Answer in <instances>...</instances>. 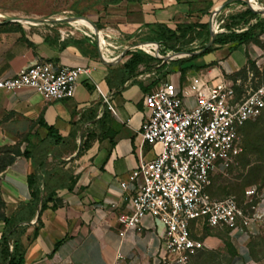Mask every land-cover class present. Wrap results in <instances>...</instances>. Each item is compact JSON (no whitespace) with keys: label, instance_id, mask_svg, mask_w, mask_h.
Instances as JSON below:
<instances>
[{"label":"crops","instance_id":"1","mask_svg":"<svg viewBox=\"0 0 264 264\" xmlns=\"http://www.w3.org/2000/svg\"><path fill=\"white\" fill-rule=\"evenodd\" d=\"M231 1L113 3L87 20L96 28L101 25L107 44L117 47L116 51L110 50L116 59L109 64L99 59L96 44L79 33L61 39L52 24H34L28 19L11 21L12 13L0 9V79L42 62L91 68L89 78L79 80L74 96L68 100L45 102L29 89L15 94L0 91V148L20 145L21 152H29L33 145L46 144L47 150L65 151L62 159L73 176L70 187L53 196L44 211H40L39 202L29 222L20 224L27 226L20 238L24 264H154L165 228L150 216L142 219L138 230H124L117 222V217L126 212L131 195L122 190L120 183L140 161L148 162L155 156L151 147H142L139 136L144 120L143 97L155 91L160 82L182 87L192 78L210 81L242 71L248 61H263L264 34L232 51L229 48L233 45L215 47L207 64H197L198 58L184 65L195 67L186 72L184 81L173 65L165 68L169 72L166 75L164 70L162 74L155 70L143 73L140 67L142 74L127 78L123 69L128 58L121 55L130 44L152 38L158 25L175 30L182 25L208 24L211 15L226 22L228 17L248 9L240 0ZM255 1L264 5V0ZM248 3L254 10L262 8L253 0ZM258 16L264 19L263 14ZM255 23L252 20L249 24ZM163 64L167 63L162 61L154 69ZM45 126L53 129L60 143L55 145ZM82 144L87 147L80 151ZM68 147L71 149L67 151ZM35 168L32 155L21 156L0 173L7 219L14 218L21 206L31 202L28 178L35 176ZM198 227H192V235ZM3 231L0 224V237ZM120 232L124 233L122 237ZM231 236L237 252L232 264H255L247 246L249 239L241 234Z\"/></svg>","mask_w":264,"mask_h":264},{"label":"built area","instance_id":"2","mask_svg":"<svg viewBox=\"0 0 264 264\" xmlns=\"http://www.w3.org/2000/svg\"><path fill=\"white\" fill-rule=\"evenodd\" d=\"M66 25L67 29L58 32L61 39L79 33L96 44L100 60L111 63L116 59L110 50L117 47L107 44L100 29L96 33L92 28ZM211 30L216 35L225 33L219 30L217 17ZM147 44L155 47L151 53L142 49L132 52L142 51L155 59L163 56L158 43ZM90 72L87 66L35 63L13 77L0 79V91L15 94L29 89L45 102L68 100L79 80L89 78ZM95 90L99 92L97 86ZM142 104L141 145L151 147L155 156L151 161H140L120 183L131 195L126 212L117 217L118 224L124 230H138L142 219L150 216L165 228L154 264H189L199 248L192 227L228 230L244 238L254 235L264 225L263 190L248 188L244 209L235 198L213 200L207 188L210 178L228 170L242 153L241 131L261 115L264 86L237 96L224 77L210 81L192 78L182 87L160 82L155 91L144 95ZM108 111L114 113L110 106Z\"/></svg>","mask_w":264,"mask_h":264},{"label":"rangeland","instance_id":"3","mask_svg":"<svg viewBox=\"0 0 264 264\" xmlns=\"http://www.w3.org/2000/svg\"><path fill=\"white\" fill-rule=\"evenodd\" d=\"M114 2L116 0H0V9L12 13L10 18H13V20L11 21L28 19L40 23L44 20L67 16L78 18L71 20L73 22H82L80 19L87 21L93 15L105 12ZM254 3L264 8V5H261L260 2L254 0ZM217 20L219 30L225 31V22H222L218 18ZM67 27L65 24H52L51 26L52 30L56 32L63 31ZM97 28H102V26L97 25ZM190 39L191 37L187 38L184 42ZM144 43L153 42L150 38L138 40L130 44L129 47L138 44L137 49L151 53V48H154L151 46L152 44L148 45ZM203 46L205 44L202 40H194L190 45L179 46L174 50H164L163 47H160L159 53L163 56L168 55L175 58L174 61H171L175 62L188 59H179V55L201 51ZM138 52L143 53L142 51ZM143 54H145L144 56L151 57L150 54ZM210 55L199 58L197 64H207L211 60ZM224 78L234 89L237 96H241L249 88L264 86V60L259 63L248 61L242 71L226 75ZM262 112V115H264V111ZM257 119L251 121L249 124L254 123ZM249 124L242 132L241 142L243 148L244 133L248 130ZM85 147L87 145L82 144L80 151H83ZM3 148H0V152ZM70 149L68 147L67 151ZM29 153L33 156L36 167L35 178L37 180L39 202H44V200L53 202V196H56L60 190L69 188L73 182L70 169H68L66 161L62 159L65 151H58L55 148L47 150L46 144H36L33 145ZM0 158L3 157L0 155ZM251 160H254V157H251ZM210 179L207 192L213 200L224 201L229 198H235L244 209H247L244 206V192L250 187H257L260 191L264 188V170H257L255 163L242 168L240 157L228 170L216 173ZM195 229L196 233L193 234V237L199 244V248L196 257L189 264H232L237 252L230 232L210 230L205 226ZM248 239L247 246L250 258L255 264H264V225H261L255 234Z\"/></svg>","mask_w":264,"mask_h":264},{"label":"trees","instance_id":"4","mask_svg":"<svg viewBox=\"0 0 264 264\" xmlns=\"http://www.w3.org/2000/svg\"><path fill=\"white\" fill-rule=\"evenodd\" d=\"M122 0H116L117 3ZM126 2H142L146 0H124ZM180 2L182 0H176ZM256 20L254 25H250V21ZM224 28L225 33L217 34L210 45L209 48L202 47V52L198 55L190 57L186 60H180L175 62H168L154 69L156 66L160 65L162 60L155 59L150 56H144L145 54L138 51L128 52L125 54L127 61L124 64L123 72L127 78H133L138 76L140 73L150 72L155 70L157 74H162V70L168 65H173L178 67L180 73V80L184 81L186 72L194 70V66L183 67L190 62L202 58L206 55L213 53L215 47H223L225 45H233L229 48V51L235 48L247 44L249 42H254L256 39L264 34V19H260L259 16L252 12L250 9H246L241 13H237L228 17L225 22ZM246 28L245 30H242ZM100 29V28H98ZM235 30V31H234ZM236 30L241 32H236ZM191 39L184 42L187 38ZM210 37L209 28L207 23L203 24H188L182 25L175 28V30H170L166 26L158 25L157 30L154 32V36L150 38L153 43H158L163 47L164 50H174L179 46L190 45L194 40H202L206 45ZM166 48V49H165ZM140 67H143V71L140 72ZM243 70V69H242ZM168 71L163 72L164 75L168 74ZM258 87V86H257ZM264 111V109H263ZM262 112V111H261ZM263 113V112H262ZM261 113V115H262ZM259 116L258 119L252 123H247L241 131L249 124L248 130L244 133V148L242 146V154L240 157V164L242 168L249 166L251 163H255L257 170H264V115ZM43 124V123H42ZM41 124V125H42ZM46 127V126H45ZM49 136L54 139L55 145L61 142V139L56 136L52 128L46 127ZM20 145L14 147H4L0 152V173L3 172L8 166H10L17 157L28 158L30 153L27 151L21 152L19 149ZM254 157V160H251ZM238 159V158H237ZM37 180L35 176H30L28 178V185L31 190V202L20 207L17 215L14 218L7 219L4 214V203L0 194V224L4 226V231L0 237V264H24V252L20 238L25 234L27 226H21L22 223H28L31 217L34 215L37 205L39 204V192L37 188ZM47 200L42 201L40 204V211H44L46 208ZM52 208H56V203L52 205ZM41 226L38 220V227ZM227 231L228 230H220ZM37 234V228L35 230L34 236ZM11 243V246H10ZM61 244L59 242L56 246ZM197 255V254H196ZM196 255L192 258L194 259ZM191 259V260H192ZM190 260V261H191ZM190 263V262H189Z\"/></svg>","mask_w":264,"mask_h":264},{"label":"water","instance_id":"5","mask_svg":"<svg viewBox=\"0 0 264 264\" xmlns=\"http://www.w3.org/2000/svg\"><path fill=\"white\" fill-rule=\"evenodd\" d=\"M233 1H236V0H232L231 2H233ZM240 1L244 2L245 4H247V8L250 9V10H252V12H254V13L258 14V15H261V14L264 15V8H261L260 11H257V10H254V9L248 4V0H240ZM231 2H229V3H231ZM215 17H216L215 15H211V16H210V19H209V23H208V25H209V33H210V37H209V40H208L207 44L205 45V48H206V49L209 48L210 45H212V42H213V40H214V38H215V36H216V34H214V33L212 32V30H211V23H212V21L214 20ZM74 19H78V18H52V19L44 20V21H42V22H40V23H46V24H69L70 21H71V20H74ZM80 20H82V19H80ZM29 21H32L33 23H36V21H34V20H29ZM82 21L87 22V24H88L92 29H94V31H95L96 33H98V29H97L93 24L89 23V22L86 21V20H82ZM137 45H138V44H136V45H134V46H131V47H129V48H126L121 56L127 54L128 52H132L133 50L137 49ZM201 52H202V50H201V51H198V52H195V53H190V54H181V55L178 56V58H179V59H181V58H190V57H192V56L198 55V54L201 53ZM157 58H158L159 60H162L163 63H168V62H171V61H174V60H175V58H173V57H171V56H162V57H157ZM101 61H102L104 64H109V63H107V62H105V61H103V60H101ZM111 63H112V62H111Z\"/></svg>","mask_w":264,"mask_h":264},{"label":"bare ground","instance_id":"6","mask_svg":"<svg viewBox=\"0 0 264 264\" xmlns=\"http://www.w3.org/2000/svg\"><path fill=\"white\" fill-rule=\"evenodd\" d=\"M57 18H63V17H57ZM82 21V20H81ZM35 24V23H34ZM70 24L71 25H73V26H76V27H81V26H84V27H87V28H91L88 24H87V22H85V21H82V22H78V21H76V22H73V21H70ZM145 44V43H144ZM147 44V43H146ZM148 45H151V44H148ZM143 46V45H142ZM152 47L154 46V45H151ZM155 48V47H154Z\"/></svg>","mask_w":264,"mask_h":264}]
</instances>
